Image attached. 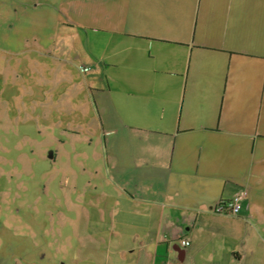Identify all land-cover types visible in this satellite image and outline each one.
Returning <instances> with one entry per match:
<instances>
[{
    "label": "crops",
    "instance_id": "crops-1",
    "mask_svg": "<svg viewBox=\"0 0 264 264\" xmlns=\"http://www.w3.org/2000/svg\"><path fill=\"white\" fill-rule=\"evenodd\" d=\"M33 2L76 19L56 27L114 21L85 101L110 185L72 264H264V0Z\"/></svg>",
    "mask_w": 264,
    "mask_h": 264
},
{
    "label": "rangeland",
    "instance_id": "rangeland-1",
    "mask_svg": "<svg viewBox=\"0 0 264 264\" xmlns=\"http://www.w3.org/2000/svg\"><path fill=\"white\" fill-rule=\"evenodd\" d=\"M55 19L76 21L0 0V264H72L86 244L82 208L98 206L93 184H109L85 101L90 65L114 52L103 32L114 21L100 32Z\"/></svg>",
    "mask_w": 264,
    "mask_h": 264
},
{
    "label": "built area",
    "instance_id": "built-area-1",
    "mask_svg": "<svg viewBox=\"0 0 264 264\" xmlns=\"http://www.w3.org/2000/svg\"><path fill=\"white\" fill-rule=\"evenodd\" d=\"M246 196V193H241L231 200L221 202L215 208L217 214H226L230 216H238L241 212V200ZM183 246L189 247L191 245L189 240L182 241Z\"/></svg>",
    "mask_w": 264,
    "mask_h": 264
},
{
    "label": "water",
    "instance_id": "water-1",
    "mask_svg": "<svg viewBox=\"0 0 264 264\" xmlns=\"http://www.w3.org/2000/svg\"><path fill=\"white\" fill-rule=\"evenodd\" d=\"M50 158H53V155H50Z\"/></svg>",
    "mask_w": 264,
    "mask_h": 264
},
{
    "label": "trees",
    "instance_id": "trees-1",
    "mask_svg": "<svg viewBox=\"0 0 264 264\" xmlns=\"http://www.w3.org/2000/svg\"><path fill=\"white\" fill-rule=\"evenodd\" d=\"M231 200V199H230Z\"/></svg>",
    "mask_w": 264,
    "mask_h": 264
}]
</instances>
